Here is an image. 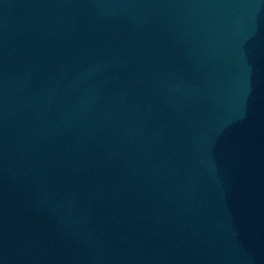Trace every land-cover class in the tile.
<instances>
[{
    "label": "water",
    "instance_id": "obj_1",
    "mask_svg": "<svg viewBox=\"0 0 264 264\" xmlns=\"http://www.w3.org/2000/svg\"><path fill=\"white\" fill-rule=\"evenodd\" d=\"M0 264H264V0H0Z\"/></svg>",
    "mask_w": 264,
    "mask_h": 264
}]
</instances>
